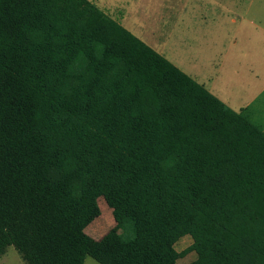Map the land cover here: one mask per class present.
<instances>
[{"label": "trees", "instance_id": "16d2710c", "mask_svg": "<svg viewBox=\"0 0 264 264\" xmlns=\"http://www.w3.org/2000/svg\"><path fill=\"white\" fill-rule=\"evenodd\" d=\"M100 199L114 225L95 239ZM8 246L25 264H264V132L89 0H0Z\"/></svg>", "mask_w": 264, "mask_h": 264}, {"label": "rangeland", "instance_id": "374dc122", "mask_svg": "<svg viewBox=\"0 0 264 264\" xmlns=\"http://www.w3.org/2000/svg\"><path fill=\"white\" fill-rule=\"evenodd\" d=\"M89 1L185 72L202 78L200 81L220 99L233 107L247 103L264 113V0ZM189 66L205 69L192 71ZM98 204L99 216L85 229L95 239L114 225L105 202L100 199ZM190 243V236H183L175 249L182 251ZM195 257L191 251L177 264ZM0 264L25 261L13 246H8L0 254ZM83 264L99 263L86 256Z\"/></svg>", "mask_w": 264, "mask_h": 264}, {"label": "crops", "instance_id": "0c3cea01", "mask_svg": "<svg viewBox=\"0 0 264 264\" xmlns=\"http://www.w3.org/2000/svg\"><path fill=\"white\" fill-rule=\"evenodd\" d=\"M234 21V20H233ZM146 39H147V37H145ZM142 41H144L143 39H141ZM148 40V39H147ZM150 41V40H149ZM145 42V41H144ZM148 42V41H147ZM147 42H145L148 46H150ZM156 45V44H155ZM151 47V46H150ZM151 48H153L154 50H155V48L152 46ZM155 51H157V50H155ZM158 53H160L162 56H164L168 61H170L172 64H174L169 58H167V56H165V54H163L162 52H159V51H157ZM176 67H178L181 71H183L184 73H186L187 75H189L191 78H193L197 83H199L200 85H202V86H204L208 91H210L209 90V88L208 87H206V85H205V83L204 82H201L200 81V79L203 81V79L202 78H200V79H198L197 77H195V76H193V75H191V74H189V73H187V72H185L183 69H181L179 66H177V64H174ZM189 68L191 69V67L189 66ZM205 68L204 67H200V68H198V70H194L193 68L191 69L192 71H201V70H204ZM195 73V72H194ZM196 74V76H199L197 73H195ZM200 76H202V77H205V76H203V75H200ZM206 78H208V77H206ZM263 84V83H262ZM261 84V85H262ZM263 88V90L262 91H264V86L262 87ZM212 94H214V92L213 91H210ZM216 97H218L219 98V96H217L216 94H214ZM222 98V97H221ZM220 99V98H219ZM222 102H224L227 106H229L230 108H232L233 110H235L236 112H239V113H241V114H243L244 116H246L251 122H253V123H255L257 126H259L260 128H261V130L264 132V113H259V112H257V111H255V110H253L252 108H251V105H249V104H243V105H241V106H235V107H233V106H231V104L228 102V101H226V99L225 100H222V99H220ZM252 103V102H251ZM263 108H264V105H263ZM261 115L263 116V117H261Z\"/></svg>", "mask_w": 264, "mask_h": 264}]
</instances>
